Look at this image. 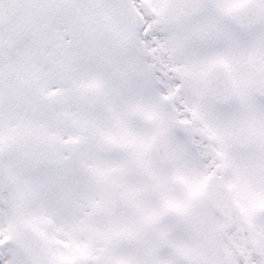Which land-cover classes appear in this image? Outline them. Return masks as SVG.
<instances>
[{"label":"snow or ice","instance_id":"snow-or-ice-1","mask_svg":"<svg viewBox=\"0 0 264 264\" xmlns=\"http://www.w3.org/2000/svg\"><path fill=\"white\" fill-rule=\"evenodd\" d=\"M0 264H264V0H0Z\"/></svg>","mask_w":264,"mask_h":264}]
</instances>
